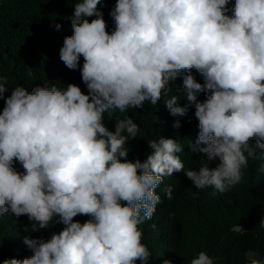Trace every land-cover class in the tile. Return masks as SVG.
Instances as JSON below:
<instances>
[{
    "label": "clouds",
    "instance_id": "1",
    "mask_svg": "<svg viewBox=\"0 0 264 264\" xmlns=\"http://www.w3.org/2000/svg\"><path fill=\"white\" fill-rule=\"evenodd\" d=\"M100 3L77 0L73 34L59 53L70 70L83 57L87 94L75 84H53L31 92L16 86L5 98L0 77V217L26 215L30 232L56 217L65 225L48 240L25 236L34 254L3 264H149L140 225L155 214L164 178L184 171L196 189L224 194L241 182L256 149L264 153V0H235L231 16L229 0H116L111 33ZM182 72L189 73L183 87L169 97ZM202 92L206 99L198 102ZM162 97L172 116H186L195 106L199 134L189 147L204 156L198 170H187L178 155L183 146L163 136L147 141L152 152L144 161L128 160L126 144L139 126L130 116L115 119L114 131L104 124L105 114L114 120L117 110L156 105ZM181 97L189 103L180 106ZM164 192L172 198L171 186ZM78 215L89 219L81 223L74 220ZM190 264L214 260L201 251ZM251 264L264 260L255 257Z\"/></svg>",
    "mask_w": 264,
    "mask_h": 264
},
{
    "label": "trees",
    "instance_id": "2",
    "mask_svg": "<svg viewBox=\"0 0 264 264\" xmlns=\"http://www.w3.org/2000/svg\"><path fill=\"white\" fill-rule=\"evenodd\" d=\"M77 0H0V77L6 82L5 98L10 96L16 86H23L29 92L34 87H51L60 89L68 84H75L87 94L88 89L82 81L80 68L83 57H80L75 70L68 69L60 59V49L66 36L73 34L71 17ZM235 0H229L227 15H233ZM116 0H101L97 9L103 13L107 31L114 30V20L110 12ZM96 17H87L89 21ZM56 25H60L57 29ZM182 72L171 83V95L176 89L183 87ZM191 75L197 82L204 83V78L195 70ZM206 93H198L197 101L203 102ZM162 97L156 105L145 102L142 107L129 109L126 113L118 110L114 120H108L105 114V126L115 129V119L130 116L139 126L137 137L127 142L128 160L144 161L152 149L147 141L160 136L173 138L183 146L178 153L187 170H198L203 162V154L192 151L198 138L199 122L195 117L194 104L189 106L186 116H172ZM180 106L189 102L181 97ZM4 100H0V111ZM179 120L181 127L174 128ZM125 135L127 133L125 132ZM255 147V140L251 141ZM203 145H201L202 147ZM247 156V153H245ZM247 167L242 168L241 182L224 194H211L212 189H196L184 171L173 173L164 178L156 189L161 197L151 220H145L140 228L143 230V243L147 245L151 256L149 264H163L164 260L171 264H190L199 252H206L214 260V264H251L249 251L264 254V153L256 149L255 157H249ZM219 160L209 163L216 167ZM16 171L25 170L18 161L13 162ZM172 187V198L165 196L164 188ZM143 215V213H141ZM88 216L78 215L74 220L81 223ZM58 217L47 228L30 232L31 221L28 216L16 217L10 211L0 217V264L5 259L30 258L34 253L23 239L43 238L48 240L53 233L58 234L64 227L57 222ZM155 225V227H152ZM29 227V232L24 227ZM38 227V225H37ZM238 228L239 230H233ZM137 264H140L138 261Z\"/></svg>",
    "mask_w": 264,
    "mask_h": 264
},
{
    "label": "water",
    "instance_id": "3",
    "mask_svg": "<svg viewBox=\"0 0 264 264\" xmlns=\"http://www.w3.org/2000/svg\"><path fill=\"white\" fill-rule=\"evenodd\" d=\"M247 257H248V258H255V257H258L259 259L264 260V254H263V253H259V252H252V251H249V252L247 253Z\"/></svg>",
    "mask_w": 264,
    "mask_h": 264
}]
</instances>
